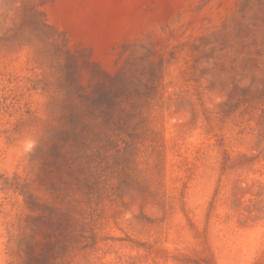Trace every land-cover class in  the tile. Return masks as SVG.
<instances>
[{"label": "rangeland", "instance_id": "obj_1", "mask_svg": "<svg viewBox=\"0 0 264 264\" xmlns=\"http://www.w3.org/2000/svg\"><path fill=\"white\" fill-rule=\"evenodd\" d=\"M0 264H264V0H0Z\"/></svg>", "mask_w": 264, "mask_h": 264}]
</instances>
